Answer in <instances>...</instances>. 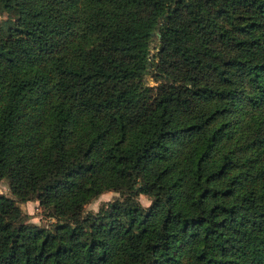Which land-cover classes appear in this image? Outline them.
I'll list each match as a JSON object with an SVG mask.
<instances>
[{"label": "trees", "instance_id": "obj_1", "mask_svg": "<svg viewBox=\"0 0 264 264\" xmlns=\"http://www.w3.org/2000/svg\"><path fill=\"white\" fill-rule=\"evenodd\" d=\"M3 14L0 264H264V0ZM32 198L49 228L26 220Z\"/></svg>", "mask_w": 264, "mask_h": 264}, {"label": "rangeland", "instance_id": "obj_2", "mask_svg": "<svg viewBox=\"0 0 264 264\" xmlns=\"http://www.w3.org/2000/svg\"><path fill=\"white\" fill-rule=\"evenodd\" d=\"M1 19H5L6 15H0ZM5 22H7L5 20ZM156 39L152 42V51L155 50ZM145 79L150 84H156L151 75H146ZM0 193L7 194L9 196L15 197L10 190L9 180L3 178L0 180ZM117 193L114 190H106L100 193L95 198L91 199L84 205V211H97L103 201L110 200ZM139 199L143 205H148L150 203V198L144 194L139 195ZM18 205L21 207L22 211L27 214L26 220L30 223L37 224L38 226L49 228L51 224L56 220L54 217L48 215V213L39 204L37 199H28L26 201L17 200Z\"/></svg>", "mask_w": 264, "mask_h": 264}]
</instances>
